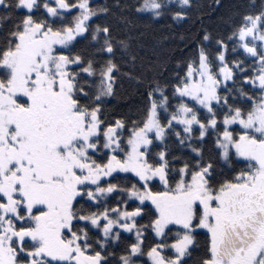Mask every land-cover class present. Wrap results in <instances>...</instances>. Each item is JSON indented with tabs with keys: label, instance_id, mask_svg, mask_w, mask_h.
Here are the masks:
<instances>
[{
	"label": "snow or ice",
	"instance_id": "snow-or-ice-1",
	"mask_svg": "<svg viewBox=\"0 0 264 264\" xmlns=\"http://www.w3.org/2000/svg\"><path fill=\"white\" fill-rule=\"evenodd\" d=\"M221 7L0 0V264H264V0L213 32ZM194 12L191 55L122 70L133 17ZM121 76L136 119L105 109Z\"/></svg>",
	"mask_w": 264,
	"mask_h": 264
},
{
	"label": "trees",
	"instance_id": "trees-1",
	"mask_svg": "<svg viewBox=\"0 0 264 264\" xmlns=\"http://www.w3.org/2000/svg\"><path fill=\"white\" fill-rule=\"evenodd\" d=\"M121 2L133 4L135 0H121ZM199 2L207 5L211 0H199ZM221 2L222 7L217 10L215 16H206L203 18L204 24L213 32L223 30V25L218 17L221 13L226 12L229 9V6L239 5L243 8L251 4L257 6L260 4V0H221ZM94 3L111 4L113 3V0H94ZM112 19L113 23L116 24L117 29L121 31V35H123L124 32L121 30L122 26L119 25V22L116 21L114 17ZM132 19L134 21L133 34L135 35L136 33L142 32L143 37H141V46L136 49V66L129 69V67L122 65V70H132L136 73L144 71L142 61L146 63L149 58L156 57L168 61L169 67L174 68L176 59L191 55L193 51L191 41L194 37L198 38L197 29L201 27V21L200 19H197V14L195 12L192 13L189 18L182 21H172L168 17L158 20L157 22H149L136 17H133ZM162 36H166L167 39L161 40L160 38ZM181 36H184L185 39L181 40ZM117 55L118 59H120L119 53ZM124 59H126V57ZM229 59H232V57L230 56ZM165 75H167V73H165ZM116 89L119 98L110 99L105 105L106 111L112 112L114 110L115 112L129 115L131 119H136L143 104V89L134 80H130L123 76L118 79ZM196 134H198V130ZM204 148L206 155H212L210 140L204 142ZM173 154L177 155L178 152H174ZM219 166L220 165H218V167ZM129 176H131V174H129ZM202 241L203 238L201 237L198 243L202 245ZM196 255H198V253L194 252L193 257ZM188 264H191V261H189Z\"/></svg>",
	"mask_w": 264,
	"mask_h": 264
}]
</instances>
